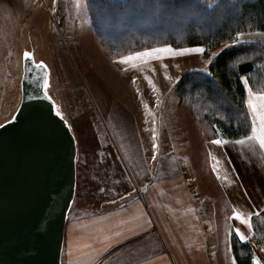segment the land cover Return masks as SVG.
I'll use <instances>...</instances> for the list:
<instances>
[{"label": "rangeland", "instance_id": "rangeland-1", "mask_svg": "<svg viewBox=\"0 0 264 264\" xmlns=\"http://www.w3.org/2000/svg\"><path fill=\"white\" fill-rule=\"evenodd\" d=\"M93 34L86 0H0V124L8 121L0 128V181L16 182L4 146L16 134L48 138L73 156L72 188L65 199L56 264H70L68 257L74 250L70 227L89 213L90 205L83 203L78 188L94 153L110 146L121 165L132 144H142L141 130L146 139L152 138L150 147L137 148L147 156L155 134L164 136L169 123L183 119V113H191L197 125L191 105L181 102L174 88L188 70L207 72L212 53L229 44L208 55L206 51L163 55L149 49L112 57ZM146 52L150 54L137 55ZM45 79L49 81L46 93ZM57 107L62 118L56 115ZM254 241L264 251L255 229ZM231 260L237 264L233 253Z\"/></svg>", "mask_w": 264, "mask_h": 264}, {"label": "crops", "instance_id": "crops-1", "mask_svg": "<svg viewBox=\"0 0 264 264\" xmlns=\"http://www.w3.org/2000/svg\"><path fill=\"white\" fill-rule=\"evenodd\" d=\"M236 39L264 45V32L243 33ZM242 82L252 126L258 129L259 116L248 99L259 103L262 93L254 92L246 77ZM182 118L172 120L164 136L155 134L147 156L137 149L150 147L152 138L146 139L143 130L142 144H132L121 165L110 146L94 153L79 182L80 197L90 210L70 227V264H232L233 231L254 247L253 264L257 259L264 264L252 223L264 210V146L259 132L208 140L191 113ZM217 139L224 143L216 144ZM91 144L107 147L104 142ZM236 212L250 219L251 228L235 217ZM237 228L247 239H240Z\"/></svg>", "mask_w": 264, "mask_h": 264}, {"label": "trees", "instance_id": "trees-1", "mask_svg": "<svg viewBox=\"0 0 264 264\" xmlns=\"http://www.w3.org/2000/svg\"><path fill=\"white\" fill-rule=\"evenodd\" d=\"M86 5L94 34L112 57L162 46H202L208 55L229 43L210 56L207 72L186 71L174 93L191 105L206 139L252 134L242 78L254 92L264 93V45L236 38L264 32V0H86ZM252 223L257 243L264 247V210ZM231 243L237 264H253L249 242L233 234Z\"/></svg>", "mask_w": 264, "mask_h": 264}, {"label": "water", "instance_id": "water-1", "mask_svg": "<svg viewBox=\"0 0 264 264\" xmlns=\"http://www.w3.org/2000/svg\"><path fill=\"white\" fill-rule=\"evenodd\" d=\"M4 146L16 182L0 181V264H56L73 156L28 132Z\"/></svg>", "mask_w": 264, "mask_h": 264}, {"label": "snow or ice", "instance_id": "snow-or-ice-1", "mask_svg": "<svg viewBox=\"0 0 264 264\" xmlns=\"http://www.w3.org/2000/svg\"><path fill=\"white\" fill-rule=\"evenodd\" d=\"M233 43H236V41H234ZM230 47V45H225V48ZM152 51L155 52H176L177 54H181V55H185V54H192V53H204L206 51V49L202 46H197V47H193V48H180L178 50L173 49L171 46H165V47H160L157 49H154ZM150 52H146V53H137L138 56L140 55H149ZM217 53H212V56H216ZM29 58H31V53L28 54ZM41 67H46V65L43 64V62H41L40 64ZM49 88V81L48 79H45V82L43 84V90L46 93L47 90ZM249 91H251V89H249ZM256 94H253V96H255ZM48 100H51V96H47L46 97ZM259 99V103H257V100L254 98H249L248 99V105L249 107L252 109L253 113H255L257 116H259V128H253V131L259 132V142L261 146H264V93L259 94L258 96ZM25 106H31V105H25ZM49 112H51V107H49L48 109ZM56 115L60 116L61 118L63 117V113L60 111L59 107H57L56 110ZM38 118H39V114H38ZM13 120L16 119L15 116L12 117ZM8 121L5 120L4 124H0V128H3L5 126V124H7ZM216 144H221L224 143V141L217 139L215 141ZM238 143H242V141H238ZM235 217L240 219L244 224L249 225V228H251V221L250 219H248L246 216H244L241 212H236L235 213ZM236 232L239 233L240 239H247V237L245 236V234L243 232L240 231L239 228L236 229ZM256 264H260L259 259L256 260Z\"/></svg>", "mask_w": 264, "mask_h": 264}]
</instances>
